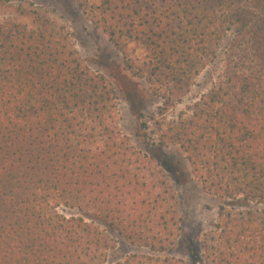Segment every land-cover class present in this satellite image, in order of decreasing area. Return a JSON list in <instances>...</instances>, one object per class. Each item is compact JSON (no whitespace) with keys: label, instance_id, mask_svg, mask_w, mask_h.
Returning <instances> with one entry per match:
<instances>
[{"label":"trees","instance_id":"obj_1","mask_svg":"<svg viewBox=\"0 0 264 264\" xmlns=\"http://www.w3.org/2000/svg\"><path fill=\"white\" fill-rule=\"evenodd\" d=\"M77 5L160 106L140 124V151L120 130L114 84L86 65L68 28L19 4L36 27L0 23V264H110L117 241L102 226L143 250L114 264H184L169 255L182 236L164 164L172 146L223 202L202 264H264V0ZM128 42L148 62L131 59ZM223 54L218 82L169 118Z\"/></svg>","mask_w":264,"mask_h":264},{"label":"rangeland","instance_id":"obj_2","mask_svg":"<svg viewBox=\"0 0 264 264\" xmlns=\"http://www.w3.org/2000/svg\"><path fill=\"white\" fill-rule=\"evenodd\" d=\"M97 1V0H94ZM21 3H32L34 7L48 11L55 19L64 24L87 66L95 73L108 78L116 88L118 95L119 124L122 134L128 137L132 145L145 151L146 139L141 132L142 121L150 117L160 106L147 83L125 70L124 57L109 40L88 20L77 5V0H0V23L16 22L35 28L31 17L21 16L16 8ZM127 55L137 64L148 62V53L143 46L128 42ZM226 54L222 55L218 65L208 67L195 81L182 104L169 113V118L185 112L195 102L212 89L226 65ZM165 167L168 179L177 197L178 211L182 218V236L170 256L180 259L184 264H202L204 246L202 238L219 221V207L223 203L206 193L191 173L186 155L179 147L172 146L166 151ZM67 216L75 212L64 211ZM93 221L92 213L84 215ZM117 241V247L109 254V263L122 261L143 250L131 246L115 231L102 226Z\"/></svg>","mask_w":264,"mask_h":264}]
</instances>
